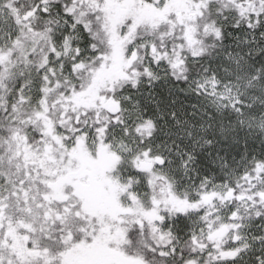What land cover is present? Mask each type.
Listing matches in <instances>:
<instances>
[{"label": "snow or ice", "instance_id": "6c2138e0", "mask_svg": "<svg viewBox=\"0 0 264 264\" xmlns=\"http://www.w3.org/2000/svg\"><path fill=\"white\" fill-rule=\"evenodd\" d=\"M0 264H264V0H0Z\"/></svg>", "mask_w": 264, "mask_h": 264}]
</instances>
